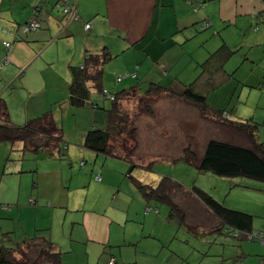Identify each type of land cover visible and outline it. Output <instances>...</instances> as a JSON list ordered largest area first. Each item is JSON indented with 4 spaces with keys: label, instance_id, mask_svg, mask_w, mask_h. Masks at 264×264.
<instances>
[{
    "label": "crops",
    "instance_id": "0c3cea01",
    "mask_svg": "<svg viewBox=\"0 0 264 264\" xmlns=\"http://www.w3.org/2000/svg\"><path fill=\"white\" fill-rule=\"evenodd\" d=\"M68 1L76 7L78 20L65 21L59 0H18L12 5H0V62L5 56L8 58L7 65L0 73V96L4 94L9 118L16 125L21 126L40 117L55 103L67 97L71 79L69 67L84 65L87 52L98 53L107 48L112 56H116L114 66L107 65L109 70L107 66L104 69V79H108L104 87L112 92L114 91L110 86L113 79L107 73L118 66V61L123 56L126 57V66L121 68L124 73H115L116 79L125 74H135L136 77L130 79L137 80L140 88L136 87L141 96L144 93L143 85L148 88L151 84H160L176 92L173 88L177 86H167L162 80H176L184 87L197 81L196 84L201 86L204 81L201 65L211 54L222 45L231 49L233 33L243 38L251 27L264 25V0ZM36 8L40 27L36 31L25 32L24 27L33 18ZM86 24H90L89 29L85 28ZM6 42L10 43V49L5 47ZM78 45L84 51L82 54L80 51L81 56L76 58L77 51L75 53L73 49L77 50ZM232 56L224 63L223 70L233 74V77L227 78L224 86L234 78V73L225 68ZM186 68L190 71L188 77H183L182 72ZM157 69L160 77H157ZM117 70L119 71V67ZM140 72H143L147 81L139 79ZM213 92L209 94L208 100ZM17 97L25 98L24 103H17L19 111L11 108V103L14 104ZM165 97L169 99L165 101L171 103L185 102L167 93L160 100ZM211 97L214 100V96ZM209 105L216 109L230 110V105L226 104ZM149 117L156 118V112ZM240 132L246 137L244 132ZM259 138L264 143L260 133ZM186 142H190V139L187 138ZM232 143L245 146L247 140ZM11 144L10 151L14 150L12 146L15 145ZM6 147V144H0V150ZM38 150L33 151L37 155L32 169L24 168L23 155L16 160L17 167L7 170L11 154L0 152V244L8 242L9 238L15 242H23L43 235L65 253L63 264H109L111 257H115L118 264H129L123 259L120 247L131 246L137 241H128L125 237L118 236V231L113 227L115 218L111 214L86 207L70 209L69 203L60 201L61 197H65L64 194L41 184L40 177L44 172L55 169L53 159L56 154L53 150L45 149L48 150V155L45 156ZM183 158L185 159V154L181 152L179 159L174 157L172 160ZM26 173H34L36 178H32L28 189L26 182L23 184ZM101 176L98 178L102 179L104 185L97 186L103 191L108 190L107 187L112 186L106 181L109 174L102 171ZM235 180L231 193L237 198L225 201V204L231 209L252 214L253 230L262 232L264 238V184L242 178ZM185 189L187 191L184 190L177 196L176 202L179 205H182L181 201L192 197L190 188ZM83 193L86 194L85 191ZM193 197L198 199L194 194ZM217 200L220 201L218 198ZM197 201L203 204L199 199ZM201 204L198 205L202 212L213 218L209 224L212 230L228 234L221 227L219 219ZM4 205L8 208L3 209ZM152 209L155 211L152 205L148 206L147 211L151 212ZM117 225L120 226L118 223ZM238 233L240 234H230L233 239L230 235L224 237L225 244L232 248V258L238 264H264V244L257 239L248 241L245 232ZM116 247H119L121 260L114 255L118 252L111 250Z\"/></svg>",
    "mask_w": 264,
    "mask_h": 264
},
{
    "label": "rangeland",
    "instance_id": "374dc122",
    "mask_svg": "<svg viewBox=\"0 0 264 264\" xmlns=\"http://www.w3.org/2000/svg\"><path fill=\"white\" fill-rule=\"evenodd\" d=\"M16 1L18 0H0V5H12ZM263 29L264 25L260 24L258 28L251 27L243 38L236 33L231 35L233 45L231 49L235 52L225 68L228 72L234 73V78L211 94L214 96V100L211 96L208 100L209 104L230 105V114L233 119L254 117L253 119L261 124L259 129L261 139H264ZM76 51V58H79L80 51L82 54L84 50L78 45L77 50L73 49V52L76 53ZM115 57V55L112 56L114 60L108 62V66H114ZM124 59H126L125 56L121 57L118 66L114 67L112 72L107 73L108 76H112L110 88L113 91H122L133 86L140 88V85H137V80L130 79V77H125L121 83H116L115 73H124L121 70L126 66ZM117 67H119V71ZM186 69L184 71L182 69L183 77H188L190 70ZM159 73L160 71L157 69V77H160ZM139 79H142L143 82L147 81L144 79L143 72H140ZM106 80L108 79H104V83ZM139 81L141 82V80ZM162 81L167 86H177L173 88L176 92L184 90V86L176 80ZM147 89V86L143 85L142 90L146 92ZM1 95L4 98V94ZM160 98L156 99L158 105L155 102L156 118L154 119H150V115L145 114L138 107L135 99L122 103V110L130 112L131 119L139 128L137 141L126 135L125 138L112 143L117 154L127 157L126 161L97 155L84 148L85 136L93 123L98 129H106L108 111L111 108L110 100H103L102 95L96 94L94 100L100 106L98 109L54 106L53 115L57 125L62 129L63 139L59 149H54L51 144L48 148L43 146L38 150L45 156L48 155V150L45 148L53 150L56 154L53 159L56 163L55 169L49 171L50 173L44 172L40 177L41 184L47 188L57 189L61 194H64L65 197H61L60 201L69 203L70 209L77 210L86 207L111 214L116 219H114L116 223L113 227L118 231V236L125 237L124 239L128 241H137L133 242L131 246L120 247L123 259L129 264H238L230 255L231 246H227L224 241V237L233 233L226 234L222 231L220 234L218 231H213L209 226L213 218L202 212L201 206L198 205L201 203L193 197L192 193V197L187 198L188 200L181 201L180 208L182 211L184 210L186 217V221L182 224L179 218L169 220L170 207L165 204L150 202L152 207L158 208L159 213L153 209L151 212L147 211L148 206L151 205L144 198L139 185L155 186L160 178L166 176L181 184L173 187L180 190L181 193L188 185L196 184L209 195L224 203L229 200L234 201L237 196H234L233 192L231 193V186L236 181L235 179L239 178L201 173L194 164L184 158L172 159L174 157L179 159V154L181 152L185 154L187 147L192 150L191 156L195 155L197 159L201 158L210 139L245 142L247 138L239 130L225 124L224 121L203 114L200 108L188 105V102L185 103L186 101L178 102L185 105L181 106L165 101L169 100L167 97L162 100ZM24 100L25 98L17 97L13 101L14 104L11 103V108L19 111L20 107L17 103H24ZM148 104L151 106L152 102L150 103L148 100ZM187 138L190 139V142H186ZM258 139L262 142L259 134ZM35 142L50 143L43 136ZM0 144L8 146L6 149H1L0 152L11 154L7 170L17 167L16 160L23 155L25 169H32V165L36 164L37 153L31 150L24 151L23 143H15L12 146L14 148L12 151L9 149V145H12L10 142ZM125 144H127L126 148ZM125 150H127V154L124 152ZM139 163L150 165L152 170L147 171L140 167H134ZM102 171L109 174L106 181L112 185L108 186V190L105 191L97 186L103 184L102 179H98ZM47 174L49 175L47 176ZM33 177L34 173H26L24 176L23 184L25 185L26 182L27 189ZM34 180H36L35 177ZM244 180L264 184L252 179L245 178ZM201 205L204 207L203 204ZM225 205L227 206V204ZM230 238L233 239L232 235ZM38 248L39 246L32 247L25 258L21 259V261L23 260L22 264H42L38 258ZM111 250L118 252L114 255L119 260L122 259L119 247L111 248Z\"/></svg>",
    "mask_w": 264,
    "mask_h": 264
},
{
    "label": "trees",
    "instance_id": "16d2710c",
    "mask_svg": "<svg viewBox=\"0 0 264 264\" xmlns=\"http://www.w3.org/2000/svg\"><path fill=\"white\" fill-rule=\"evenodd\" d=\"M233 53V50L229 49L226 45H222L216 52L210 55L208 60L201 65L202 75L204 76L201 86L197 85L196 81L185 86L183 91L174 92L170 88L160 84H151L143 96H141L136 86L114 92L106 89L104 87V69L108 62L114 58L112 59V55L107 48L100 50L98 53L87 52L85 54L84 65L69 67L71 79L67 97L55 103L51 109L47 110L40 117L34 118L21 126L12 123L9 118L6 101L0 96V142H10L13 144L21 142L24 144V151L31 150L36 152L39 148L43 146L48 148L51 144H53L54 149H59L63 134L53 115L52 110L54 106L98 109L100 106L98 102H95L94 96L99 94L102 95L103 100H110L111 102V108L108 111V124L106 129H98L93 123L87 133L84 147L87 150L95 152L97 155L114 157L126 161L127 157L117 154L115 146L112 143L125 138L126 135H129L132 140L137 141L138 128L135 126L133 119H131L132 115L130 112L122 110V103L135 99L138 107L145 114L153 116L155 112V100L167 93L195 105L201 109L203 114H208L220 121H224L225 124L244 132L247 137L245 146L236 145L229 141L210 139L200 159H197L195 155L191 156L192 150L190 147H187L185 159L189 163L194 164L201 173H212L221 177L247 178L264 182V143L258 139L261 125L252 118L233 119L230 110L216 109L208 103L209 94L222 87L227 82V78L230 77L231 79L233 77V74H229L223 70L224 63ZM3 63L4 58L0 62V65ZM3 68L0 70V73ZM115 81L116 83H121L123 80L117 81L115 78ZM110 95H112L113 99H111ZM148 100L150 103L152 102L151 106L148 104ZM47 130L52 132L49 133ZM41 136L50 143L35 142ZM125 145L126 148L127 144ZM124 152L127 154V150ZM134 167H140L147 171L152 170L151 166L147 164L141 165L139 163ZM175 185L181 184L170 177L164 176L160 178L155 186L139 185V189L149 204L150 202H156L170 207L169 220L172 221L179 218L183 224L186 218L180 205L176 202L180 190L173 188ZM187 189L219 219L221 227L227 233H250L255 231L253 230L254 216L252 214L227 207L224 202L209 195L196 184L188 185ZM154 210L158 213V208L154 207ZM34 246H39L38 258L42 264H63L65 253L61 252L53 242L46 239L43 235H37L23 242H15L12 238H9L8 242L0 244V264H22L23 260L21 261V259L25 258L27 252ZM112 258L116 260L115 257H111L109 264ZM115 264H118L117 260Z\"/></svg>",
    "mask_w": 264,
    "mask_h": 264
},
{
    "label": "built area",
    "instance_id": "2783aa9c",
    "mask_svg": "<svg viewBox=\"0 0 264 264\" xmlns=\"http://www.w3.org/2000/svg\"><path fill=\"white\" fill-rule=\"evenodd\" d=\"M59 6L61 7V10H62V14H63V17L65 19V21H71V20H78L79 19V16L76 12V7L71 4L68 0H59ZM197 10V8H196ZM37 15H38V8H36L33 12V18L31 19L30 23L28 25L25 26L24 28V31L25 32H29V31H36L39 27H40V24H39V21L37 19ZM85 28L86 29H89L90 28V24H86L85 25ZM5 47L7 49H10L11 48V45L10 43H5ZM7 60L8 58L5 57L4 58V63L2 65H0V70L4 67V65H7ZM122 77H118L117 78V81H121ZM105 93H107L105 91ZM111 99H113L112 96H110ZM3 209H7L8 206L7 205H4L2 206ZM236 235H238V233H236ZM246 239L248 241H252L254 239H257L259 240L262 244H264V238H263V233L262 232H259V231H253V232H250V233H246ZM116 263V260L114 258H112L110 260V264H115Z\"/></svg>",
    "mask_w": 264,
    "mask_h": 264
},
{
    "label": "bare ground",
    "instance_id": "6f19581e",
    "mask_svg": "<svg viewBox=\"0 0 264 264\" xmlns=\"http://www.w3.org/2000/svg\"><path fill=\"white\" fill-rule=\"evenodd\" d=\"M30 23V22H29ZM28 23V24H29ZM27 24V25H28ZM25 28V27H24ZM30 32V31H29ZM7 63V62H6ZM118 77H122V79H121V81L125 78V77H132V78H135L136 77V75L135 74H133V75H131V74H125L124 76H118ZM117 77V78H118ZM107 92V91H106ZM110 96H112V95H110ZM99 180H100V178H98Z\"/></svg>",
    "mask_w": 264,
    "mask_h": 264
}]
</instances>
